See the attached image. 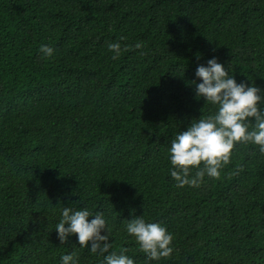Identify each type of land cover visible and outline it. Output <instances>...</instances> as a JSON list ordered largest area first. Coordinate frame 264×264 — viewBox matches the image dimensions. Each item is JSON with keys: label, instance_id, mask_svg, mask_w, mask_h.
Instances as JSON below:
<instances>
[{"label": "trees", "instance_id": "trees-1", "mask_svg": "<svg viewBox=\"0 0 264 264\" xmlns=\"http://www.w3.org/2000/svg\"><path fill=\"white\" fill-rule=\"evenodd\" d=\"M213 56L264 90V0H0V264H101L59 243L63 206L103 213L134 264H264L258 146L237 143L198 186L169 175L171 139L214 111L191 82ZM142 214L172 233L168 257L126 233Z\"/></svg>", "mask_w": 264, "mask_h": 264}, {"label": "clouds", "instance_id": "clouds-1", "mask_svg": "<svg viewBox=\"0 0 264 264\" xmlns=\"http://www.w3.org/2000/svg\"><path fill=\"white\" fill-rule=\"evenodd\" d=\"M112 59L121 52L119 43H109ZM134 48L142 47L140 42ZM42 57H51L54 49L42 44L38 49ZM195 98L203 99L204 105L214 108L211 114L193 119L183 131H178L170 141L168 160L172 166L169 175L177 188L198 186L202 178H216L220 168L229 161V156L237 143H251L264 154V90L252 83H237L228 69L213 56L206 64H198L195 69ZM195 169L194 175H189ZM127 234L132 236L146 260L157 261L168 257L173 248L172 233L157 222H146L143 214L126 220ZM55 232L60 244H65L75 236V246L87 247L90 253L103 257L101 264H134L126 255V249L110 251L112 243L103 213L92 212L87 207L77 210L64 207L60 219L55 224ZM106 233V234H102ZM59 264H77L72 253L61 255Z\"/></svg>", "mask_w": 264, "mask_h": 264}]
</instances>
